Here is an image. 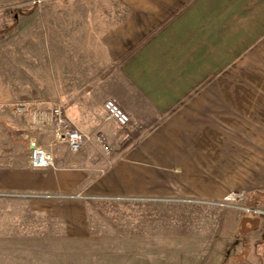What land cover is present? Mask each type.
<instances>
[{
    "label": "crops",
    "instance_id": "obj_1",
    "mask_svg": "<svg viewBox=\"0 0 264 264\" xmlns=\"http://www.w3.org/2000/svg\"><path fill=\"white\" fill-rule=\"evenodd\" d=\"M0 33V242L86 240L93 199L146 200L153 216L183 210L153 232V259L264 262V215L190 212L234 191L264 203V0H0ZM109 99L126 125L106 118ZM55 106L111 150L53 143ZM33 137L53 167H31Z\"/></svg>",
    "mask_w": 264,
    "mask_h": 264
},
{
    "label": "rangeland",
    "instance_id": "obj_2",
    "mask_svg": "<svg viewBox=\"0 0 264 264\" xmlns=\"http://www.w3.org/2000/svg\"><path fill=\"white\" fill-rule=\"evenodd\" d=\"M0 35L1 40L2 34L0 33ZM15 104L12 105L14 110ZM15 112L17 111L15 110ZM3 120L4 122L0 124V138L6 137L8 128L5 126L6 120ZM51 130L52 142L54 143L53 124H51ZM257 195H254L253 198H257L253 199L250 195L248 196L246 191H243L241 197L232 201V203L226 202L224 198L222 201L216 202L217 206L215 207L192 206L200 210L195 209L194 211L190 210V212H195L197 217L207 219L213 217V212L216 209H220L221 206H228L237 209L238 214L264 215V203H262L260 197L262 194ZM93 203L96 204L93 212L98 216L97 220L101 224V227L95 231L94 236L86 240H75L69 239V236L55 235V233L51 235L47 230L49 234L38 238L30 236V232L28 233L26 230L23 234L28 233L27 236L20 235L18 232L17 234L14 233L15 230L9 231V237L12 240L0 242V264H170V258L153 259V232L161 229L166 230L168 227L165 223L169 219L167 216H171V213H181L183 210L179 209L181 212L168 211L169 206L162 207L164 208L162 210L159 207V212L165 214L153 216V213H155L153 209L156 206L153 203L155 202L146 200L93 199ZM185 205L191 206V204ZM242 205L256 207L261 210H258V212L249 211L244 209ZM155 224H160V226ZM208 226H212V224ZM162 236L165 237V233ZM162 244L166 245L168 243ZM211 245H213V242L207 241L205 250L207 256L209 253H212V255L219 254L220 249L213 252L209 250ZM144 251L150 253L143 255ZM207 258L206 260H198L195 264H200V261L201 264L204 263L203 261H207V264H217L219 262V259L213 256ZM191 260H193L191 257L190 260L184 259L185 263L189 264H192ZM179 261L181 260L179 259ZM237 262L236 264H256L242 259H238ZM261 264H264V262H261Z\"/></svg>",
    "mask_w": 264,
    "mask_h": 264
},
{
    "label": "built area",
    "instance_id": "obj_3",
    "mask_svg": "<svg viewBox=\"0 0 264 264\" xmlns=\"http://www.w3.org/2000/svg\"><path fill=\"white\" fill-rule=\"evenodd\" d=\"M34 3L40 2V0H33ZM1 37V35H0ZM106 110V118L114 121L120 126H124L129 122V116L113 101L106 100L104 103ZM26 109L24 104L16 103L15 110L17 112H24ZM51 121L53 124V139L55 142L64 143L68 147L69 151L76 153L80 151L88 143H96L103 151L108 153L111 148L107 143L104 134L96 133L93 135L80 132L72 127L69 119L60 106H55L51 109ZM29 164L33 168H46L53 167L54 160L53 155L49 149L40 145L35 138L29 140ZM243 191H234L225 197L226 202L232 203L241 197ZM244 209L249 211H256V207L242 205Z\"/></svg>",
    "mask_w": 264,
    "mask_h": 264
}]
</instances>
